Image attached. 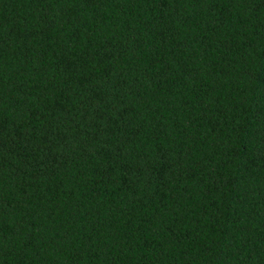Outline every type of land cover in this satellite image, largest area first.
Masks as SVG:
<instances>
[{"label":"trees","instance_id":"16d2710c","mask_svg":"<svg viewBox=\"0 0 264 264\" xmlns=\"http://www.w3.org/2000/svg\"><path fill=\"white\" fill-rule=\"evenodd\" d=\"M0 264H264V0H0Z\"/></svg>","mask_w":264,"mask_h":264}]
</instances>
